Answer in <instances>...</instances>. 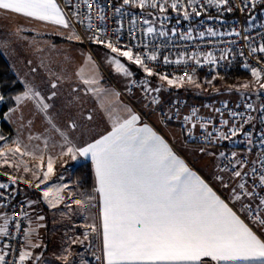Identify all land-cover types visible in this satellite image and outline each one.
Masks as SVG:
<instances>
[{"label":"snow or ice","instance_id":"1","mask_svg":"<svg viewBox=\"0 0 264 264\" xmlns=\"http://www.w3.org/2000/svg\"><path fill=\"white\" fill-rule=\"evenodd\" d=\"M82 2L89 8L91 7L90 0H82ZM250 2L252 8H255L257 0H250ZM241 3L244 5L243 8H239L238 5L234 8L231 5V0H204V4L197 8L196 5H200L201 0H187L188 6L191 7V13H189L181 0H171L170 5L169 0H123V5H132L140 9L150 7L158 9L161 14L167 12L166 6L174 11L185 9L182 13L184 20H190L193 15L199 17L209 8H215L218 13H232L237 8L244 12L248 9L249 0H241ZM261 3L264 4V0H261ZM97 6L99 7L98 3ZM120 11V8H116L117 13ZM0 13L8 16L19 15L69 28V20L56 0H0ZM72 15L78 16V13L74 11ZM87 18L91 21L90 16ZM167 18L165 15L164 19ZM217 18L208 16V19ZM251 19L254 20L255 17ZM101 21H103V17H101ZM143 22L149 25L146 34L156 32L149 20L145 19ZM132 24L135 26L136 17H133ZM91 26V22H89L88 27L91 28ZM172 32L173 35L176 34L175 29ZM192 32L193 29L189 28L186 34H180V38L192 40ZM207 34L214 37L225 35V33H218L212 28H207ZM233 34L241 35L235 29L227 33V35ZM158 35L166 37L168 33L161 30ZM199 36L203 38L205 32H199ZM67 38L69 40L80 39L74 32ZM261 38L264 39V36ZM91 39L96 43L104 44L112 53L126 57L129 61L141 66L147 75H158L159 79L165 81L169 86L181 87L185 83H195L193 76L187 71L184 75H172L169 78L167 74L154 73L147 66L145 59L139 54L134 55L131 48L122 51L101 37L93 36ZM244 40L248 41L249 37L245 36ZM230 51V49L223 51L219 59H225ZM257 52L264 53V43H261L259 47H251L249 55ZM201 55L205 64L217 63V57L212 52H193L190 56L181 53L175 60L164 56L163 61L165 64L180 65L187 64L189 60H192L199 65ZM89 59L91 58L89 57ZM146 59L156 61L158 59L157 50L154 49L147 53ZM111 62L116 65L118 71H123L128 76L131 75V72L119 60L113 59ZM243 66L246 69L249 68L247 63ZM250 71L260 88L264 89V82H261V71L256 67H252ZM84 82L86 84L95 83V80H85ZM208 83L211 84V81ZM51 87L55 89L56 83H53ZM244 87L247 88L248 85H244ZM155 91H159V89H155ZM55 95L56 93L52 92L51 96ZM14 99L18 105L26 100L35 99L36 107L45 113L50 107L44 102L40 93L34 91L30 86L23 94L15 96ZM3 100L4 96L0 95V101ZM153 102L156 101L153 100ZM247 107L251 109L252 105L248 104ZM216 111L220 110L216 109ZM230 115L237 117L240 114L231 112ZM139 119V116L131 112L126 118H113L110 131L84 146L74 144L65 132L52 123L51 118L48 119L52 129L58 132L64 141L60 145L62 150L59 157H70L72 160H76L78 157L91 159L95 173V192L99 194L100 200V224L103 236L102 264H264V238H262L264 232L258 235L245 222V220H250L258 229L264 230V151L259 152L257 157L260 169L255 167L256 161H252L253 166L250 172L240 170L249 163L246 157L237 159L236 152H232L231 157L226 156L223 151L219 153L220 157L228 161V165L222 170L227 171L230 166L231 175L228 182H225L222 176H217L216 179L229 191L231 199L238 202L239 211L246 214L245 218L241 219L238 212L234 211L236 205L230 207L229 203L221 199L209 184L192 171L168 143L147 124L142 127L137 126ZM183 119L191 125L190 134L192 129L199 127L205 130V141L212 142L213 132L207 131L208 123H211L210 120L206 123L201 122L202 118L198 117L195 109L192 110L191 115H186ZM242 119L246 124L252 120V117L248 116L246 119L242 117ZM221 123L228 125L229 121L222 119ZM69 127L75 129L76 125L73 123ZM242 128L243 125H233L229 129L230 135L217 130V139L229 140L231 137L237 136ZM251 135L250 132H245L250 145L253 143ZM4 139L5 137L0 135V140ZM28 139L29 141L40 140L41 137L30 135ZM13 143L16 144V147L9 149L8 152L0 150V160L3 161V164L12 166L9 163V154L15 157L19 153L20 156L39 159L41 163L36 166L37 171L32 172V175L39 181L36 184L38 189L41 184H47L50 177L55 174L54 164L58 159L51 154L46 155L49 153V139L44 138L43 148L39 145H22L20 140H15ZM259 146L264 148V132L260 134ZM55 147L56 145L52 144V148ZM209 155H215V153H209ZM21 163L24 162L21 160L15 166L19 168ZM24 171H30L27 165H25ZM249 175L252 177L251 187L244 179ZM8 179L12 184L16 183L14 177L9 176ZM60 179L62 180L63 177L61 176ZM7 188L8 184L0 183V189ZM67 188L68 185L47 187L43 190V197L50 206L55 207L53 199L57 202L63 201L65 197L59 193ZM53 193L56 195L53 199H49ZM3 195L0 193V196ZM68 198L71 199V196ZM93 198L89 196L87 200L75 199L72 202L79 208L85 209ZM31 203L29 202V204ZM68 206L71 207V205ZM24 215L26 217L27 213ZM8 222L9 218L5 217L3 225H0V236L9 235ZM16 228H20L19 223L16 224ZM86 228L88 231L83 234L85 240L90 234L97 232L95 223L86 225ZM32 231L34 230L29 229L24 233L25 239L29 243H31ZM76 242L73 241V243ZM31 246L39 247L40 245ZM7 255L6 252L0 253V264H9L5 259ZM31 256V252L21 251L19 264H24V261ZM97 259L101 258L97 257Z\"/></svg>","mask_w":264,"mask_h":264},{"label":"rangeland","instance_id":"2","mask_svg":"<svg viewBox=\"0 0 264 264\" xmlns=\"http://www.w3.org/2000/svg\"><path fill=\"white\" fill-rule=\"evenodd\" d=\"M56 2L61 7L60 2ZM73 32L79 36L70 21L69 28H64L32 18L0 13V48L14 71L0 86V95L4 96V100L0 101V135L5 137L0 140V150L8 152L15 148V140H20L22 145H39L43 148V140L48 138L49 153L46 155L58 157L54 164L55 174L39 189L36 187L39 181L32 175L41 163L39 159L17 153L15 157L9 154L12 166L0 160V181L12 185L23 198L32 202L31 229L34 231L30 235L31 243L27 241L26 247L32 256L24 261L25 264H94L92 254L97 235L92 233L85 240L83 234L88 231L86 225L98 224V198L92 195L94 198L85 209L72 202L89 197L70 179L71 169L80 160L59 157L62 150L60 145L64 141L48 123L49 118L74 144L84 146L97 134L111 129L113 118H126L130 112L136 114L143 122L153 125L166 138L174 141L177 153L225 194H229V191L216 177L222 176L228 182L231 169L222 170L225 166H222L223 158L219 153L223 151L228 156L230 152H236L237 159L246 157L249 163L240 169L242 171L250 172L251 162L254 161V154L243 149L197 144L185 137L183 139V128L176 121L181 109L175 106V101L185 100L198 104L202 113L208 114L206 106L210 102L256 100L261 88L253 76L251 79L244 77L230 82L217 72H205L193 76L195 83L172 87L161 81L159 76H146L139 65L112 53L93 39L88 38L89 44L81 38L69 40L67 37ZM113 59L119 60L131 75L118 71L111 62ZM139 73L142 74L139 76ZM136 78L145 82L144 92L139 87L130 90V83ZM93 79L95 83L84 82ZM261 82H264V78ZM53 83L57 85L55 89L51 87ZM28 86L39 92L44 102L50 105L47 113L36 107L35 99L17 104L14 97L23 94ZM52 92L56 93L54 97L51 96ZM3 120L8 124V129L3 126ZM73 123L75 129L69 127ZM30 135H39L41 139L29 141ZM52 144L56 145L54 149ZM21 160L24 163L17 168L15 165ZM25 165L30 171H24ZM9 176L16 179L15 184L11 183ZM53 185H68L67 189L59 193L65 197L63 201H55V193L50 195L49 199H53L55 207L50 206L43 197V190ZM74 240L77 242L73 243ZM34 244L40 246L32 247Z\"/></svg>","mask_w":264,"mask_h":264},{"label":"built area","instance_id":"3","mask_svg":"<svg viewBox=\"0 0 264 264\" xmlns=\"http://www.w3.org/2000/svg\"><path fill=\"white\" fill-rule=\"evenodd\" d=\"M58 1L69 21L85 43H88L91 37L97 36L106 42H111L113 46L119 47L122 51L131 48L134 55L139 54L145 59L147 66L154 73L167 74L171 78L172 75H184L187 71L194 76L198 73H215L220 70H228L235 65L245 68L243 65L247 63L249 68H245L246 70L251 73L250 69L256 67L261 71L262 78H264V53L257 52L249 55L251 47H259L261 43H264V39L261 38L264 36V4L261 3V0H257L255 8H252L249 0L248 9L244 12L239 11L237 8L232 13H218L215 8H209L199 17L193 15L190 20L183 19L182 13L185 9L174 11L169 6H166L168 8L167 12L161 14L158 9L150 7L140 9L132 5H123V0H90V8L82 0ZM181 2L185 5L187 11L191 13V7L188 6L187 0H181ZM170 3L171 0H169V5ZM203 4L204 0H201V4L196 5V7L200 8ZM231 5L234 8L237 5L239 8L244 7L241 0H231ZM116 8H120L121 11L117 13ZM74 11L78 13V16L72 15ZM165 15L168 17L167 19H164ZM209 15L218 18L208 19ZM89 16L91 21L87 18ZM101 17H103V21H101ZM133 17H136L135 26L132 24ZM252 17H255V19L252 20ZM145 19L151 22V26L156 29L155 33L146 34V29L149 25L144 24L143 21ZM89 22H91V28L88 27ZM189 28L193 29V39H181L180 34H186ZM207 28H212L218 33H225V35L209 36ZM173 29L176 30L175 35H173ZM232 29L240 32L241 35H227ZM161 30L167 32L168 35L166 37L159 36L158 33ZM201 31L205 32L203 38L199 36V32ZM245 36L249 37L248 41L244 40ZM154 49L157 50L158 59L156 61H148L146 54ZM228 49L231 50L229 55L223 60L219 59L221 53ZM193 52H212L217 57V63L205 64L202 55L199 65L195 64L192 60H189L187 64L180 65L174 63L165 64L163 61L164 56H168L170 60H175L181 53L190 56ZM240 53H243V55H240ZM142 70L144 71L143 68ZM145 74L148 76L147 73ZM130 86V90L139 87L144 92L146 89L145 82L141 78H136L130 83ZM175 102H177L175 106L181 109V115L178 116L179 118L176 121L181 124L186 140L221 148L243 149L248 153L254 154L255 167L258 170L260 169V162L257 157L259 152L264 151V148L259 146L260 134L264 132V89H261L256 100L239 99L219 103L210 102L206 106L208 114H203L201 106L196 103L185 100ZM248 104L252 105L251 109L247 107ZM193 109L197 111L198 117L202 118L201 122L206 123L209 120L211 121L207 126V131L213 132L211 143L205 141L204 129L197 127L191 130V134L189 133L191 125L186 123L183 117L191 115ZM216 109L220 111L217 112ZM231 112H236L240 115L232 117L230 115ZM248 116H251L252 120L249 123H243L242 117L246 119ZM222 119H227L229 124L223 125L221 123ZM233 125H243L242 131L237 136L231 137L229 140L217 139V130L227 132L230 135L229 129ZM245 132L252 134L251 139L253 143L251 145L248 143ZM231 153H229L228 157H231ZM224 163L228 165L226 159ZM251 180L252 177L250 175V184ZM0 183L5 182L0 181ZM257 190H259L258 187ZM0 193L4 194L0 196V225H3L5 217L9 218V235L0 236V253H8L5 259L9 264H13V262L19 264V253L26 251L27 247L24 233L31 229V207L29 202L13 189L12 185L8 184L7 189H0ZM25 213H27L26 217ZM17 223L20 224L19 229L16 228ZM5 245H8V247H5Z\"/></svg>","mask_w":264,"mask_h":264},{"label":"trees","instance_id":"4","mask_svg":"<svg viewBox=\"0 0 264 264\" xmlns=\"http://www.w3.org/2000/svg\"><path fill=\"white\" fill-rule=\"evenodd\" d=\"M217 73L223 75L227 81L233 82L238 78H249L251 79V73L242 68L241 66H233L228 70H220ZM14 74L12 66L9 61L3 54L0 48V86L5 80H8L9 77ZM142 73H139L140 76ZM210 76V75H209ZM3 126L8 129V124L3 120ZM70 179L75 182L85 194V196H92L95 192V175L92 162L90 160H84L71 169Z\"/></svg>","mask_w":264,"mask_h":264},{"label":"crops","instance_id":"5","mask_svg":"<svg viewBox=\"0 0 264 264\" xmlns=\"http://www.w3.org/2000/svg\"><path fill=\"white\" fill-rule=\"evenodd\" d=\"M56 3H57V2H56ZM57 4H58V3H57ZM58 5H59V4H58ZM137 116H138V115H137ZM145 124H147L150 128H152V130L155 131L159 136H161V137L165 140V142L168 143V145L172 148V150L176 153V155L179 156L182 160H184V159L181 157V155H179V154L177 153V151L175 150V147H174V145H173V142H174V141H172L171 139L166 138V137L163 135V133L161 134V133H160V132H159V131L153 126V125L143 122V120L140 118L139 121H138L137 126L142 127V126L145 125ZM110 130H111V129H109V130H107V131H110ZM107 131L102 132V133H99V134H97L96 136H94L93 138H94V139H98L101 135L106 134ZM182 137H183V139H184V134H183V133H182ZM94 139L90 140L88 143L92 142ZM185 141H186V140H185ZM86 144H87V143H86ZM86 144H85V145H86ZM211 146H213V145H211ZM78 160H80L78 163H80V162H82V161H84V160H90V161H91L90 158H85V157H78ZM224 160H225V159L223 158V160H222V161H223L222 166H226L225 163H224ZM184 161H185V160H184ZM185 163L188 165V167H189L192 171H194L198 176H200L201 179H203L206 183H208L209 186L213 189V191H215V192L217 193V195H219V196L221 197V199L225 200L226 203H229V206H230V207H233V205H236V207H234V211H237V212H238V215L241 216V219H244V218H245V215H246V214H245L244 212H242V211H239V204H238V202H236V201H234V200L231 199L230 193H229V194L222 193V191H221L220 189H218V187L215 185V183H214L211 179L205 177V176L202 175L199 171L195 170L193 167H191V165H190L189 163H187V161H185ZM76 165H77V164H76ZM229 168H230V167H229ZM230 169H231V168H230ZM94 175H95V173H94ZM247 177H248V178H247L248 184H249V186L251 187V185H250V175L247 176ZM94 195L98 198V202H99V219H98V224H97L98 232L95 233V234L97 235V237H96V241H97V242H96L95 245H94V247H95V251H94L93 254H92V257H93V259H92V263H94V264H97V263L102 264V260H103V253H102V248H103V236H102V228H101V224H100V200H99V194H98V193L94 192ZM245 222L248 223L249 226L252 227L253 230L256 231L258 235H261V233L264 232V230H262V229H258L257 226L253 225V224L251 223L250 220H245ZM262 238H264V237H262ZM97 257H100L101 259L98 260ZM24 264H25V263H24Z\"/></svg>","mask_w":264,"mask_h":264},{"label":"flooded vegetation","instance_id":"6","mask_svg":"<svg viewBox=\"0 0 264 264\" xmlns=\"http://www.w3.org/2000/svg\"><path fill=\"white\" fill-rule=\"evenodd\" d=\"M31 215H32V210H31Z\"/></svg>","mask_w":264,"mask_h":264}]
</instances>
